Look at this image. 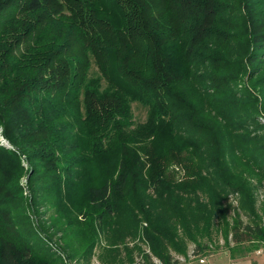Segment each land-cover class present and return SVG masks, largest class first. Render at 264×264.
I'll use <instances>...</instances> for the list:
<instances>
[{"label":"trees","instance_id":"trees-1","mask_svg":"<svg viewBox=\"0 0 264 264\" xmlns=\"http://www.w3.org/2000/svg\"><path fill=\"white\" fill-rule=\"evenodd\" d=\"M262 8V0H0V264L69 258L32 223L25 167L26 187L51 185L62 209L64 190L86 183L79 211L98 210L105 227L122 211L144 223L164 264L155 239L181 253L185 237L197 254L213 217L225 220L219 198L241 140L231 121L242 110L264 113L237 75L264 86ZM132 103L146 109L143 123ZM172 165L192 179L166 180ZM228 231L235 244H264L259 221L234 218Z\"/></svg>","mask_w":264,"mask_h":264},{"label":"rangeland","instance_id":"rangeland-1","mask_svg":"<svg viewBox=\"0 0 264 264\" xmlns=\"http://www.w3.org/2000/svg\"><path fill=\"white\" fill-rule=\"evenodd\" d=\"M260 68L263 70L261 75L264 77V64ZM94 71L95 69L92 67L91 73ZM237 75L240 85L247 87L250 92L247 97L250 101L248 104H256L253 109L262 110L264 107V86L256 84L259 77L249 81L244 73ZM240 101L245 105L242 98ZM251 111L252 109L242 110L239 115L233 117L230 124L233 125V128L235 127L233 130H239L234 132V136L241 137V140L239 142L240 150L227 158L230 167L229 185L231 188L223 197L219 198L222 208L226 212L225 220L213 217L208 238L197 237L200 248L197 254H195L197 246L185 237L179 238L177 241L179 249H183L181 253L175 252L172 247L153 237L159 242L160 252L169 255L167 264H194L197 256L199 258L196 260V264H209L208 260L212 258L210 256L214 252L218 253V257L214 263L210 260L211 264H227L231 259L237 258L247 250L264 248V244L257 240L235 244L231 241L228 231L234 218H240L245 224L253 225L256 221L264 224V113H259L256 118H249ZM131 112L135 124L145 121L146 109L138 103L131 104ZM246 118L248 119L246 120ZM239 121L246 122V126L239 127L237 124ZM1 142H4L2 137H0ZM21 163L24 164V161ZM92 167H94L93 163H90L88 168L91 170L88 169V172L91 175L94 172ZM95 168H100V166L96 165ZM27 169L25 167V175L21 177L20 185L23 188L24 196H34L35 198L36 206L33 207L35 215L30 214L32 223L36 225V228L41 227L46 232L50 238L49 244L53 249H61L69 257L65 259L66 264H164L151 252L150 243L145 239L146 235H151L144 229L146 226L144 223L127 222L128 217L125 211H122L116 218H113L108 227H105L96 214L98 210L96 212L87 211L85 208V210L79 211L87 200L86 191L84 192L87 184L79 182L76 183L79 192L70 191L66 195V189L63 192L61 200L64 199V209L69 212V216H67L62 212L64 209L58 207L51 185H36L32 189L26 187V174L29 172ZM100 171V169L95 170L92 177L99 178ZM163 176L171 183L192 179L187 176L182 167L173 165L167 168ZM39 177L40 174L33 179ZM38 182L41 183L39 180ZM242 187L241 193L239 189ZM153 199H155L154 196L151 197L152 202ZM169 216V214L161 212L157 218L170 220ZM224 221H227V226L224 225ZM41 235L43 236V233Z\"/></svg>","mask_w":264,"mask_h":264},{"label":"crops","instance_id":"crops-1","mask_svg":"<svg viewBox=\"0 0 264 264\" xmlns=\"http://www.w3.org/2000/svg\"><path fill=\"white\" fill-rule=\"evenodd\" d=\"M243 253L244 254L238 256L237 258L231 259L227 264H264V248L247 250ZM210 257L212 258L208 260V263H214L215 259L218 257V253L214 252ZM198 258L199 256L196 257V260H198ZM196 260L194 261V264H196Z\"/></svg>","mask_w":264,"mask_h":264}]
</instances>
